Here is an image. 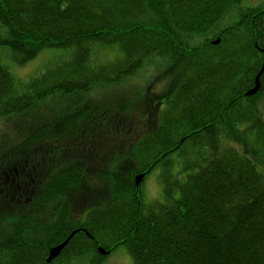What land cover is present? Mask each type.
Masks as SVG:
<instances>
[{"label":"trees","instance_id":"obj_1","mask_svg":"<svg viewBox=\"0 0 264 264\" xmlns=\"http://www.w3.org/2000/svg\"><path fill=\"white\" fill-rule=\"evenodd\" d=\"M250 2L0 0L13 64L65 51L24 81L0 63V264H47L75 229L51 264H104L97 248L120 246L133 264H264V73L245 96L264 0ZM150 69L167 84L151 79L138 117L133 93L102 94Z\"/></svg>","mask_w":264,"mask_h":264},{"label":"rangeland","instance_id":"obj_2","mask_svg":"<svg viewBox=\"0 0 264 264\" xmlns=\"http://www.w3.org/2000/svg\"><path fill=\"white\" fill-rule=\"evenodd\" d=\"M252 4L255 3H259L262 0H250ZM65 54L64 50L61 49H46L42 52H40V54H38V56L29 61L28 63H26L23 66H18L12 63V61L10 60L9 57V53L5 50H0V63L6 67H8L9 71L12 73V75L14 76V78H16L17 80L20 81H24L26 79H29L35 75H38L42 69L43 66L45 64H47L49 61L58 59L60 57H62ZM167 68L164 67L160 70H166ZM163 72H156L154 69H150L149 71L145 72L144 74H140L139 77H134L131 79L130 82L127 83H122V84H118V86H115L110 89H108L107 91H105L102 94H107L109 95V91L110 94L111 93H120V94H124L128 97V95H130L131 93H133L135 96L133 98H131L130 103L133 104L134 108V114L136 117L137 114L143 110L144 111V103H141V99L139 97V94H143V91H145L146 86L149 84V82L151 81V79L153 77L158 78V84L161 86L162 89H164L166 87L167 84V78L165 75L162 74ZM261 87V85H260ZM147 90L152 93L156 91V88L153 87H147ZM100 93H98L97 95H99ZM100 94V95H102ZM258 103V105L260 106L259 108L261 109V113L264 116V89H263V93L260 96V99L256 102ZM139 111V112H138ZM8 122L6 119H0V129H4L7 125ZM8 129L10 128L7 127ZM10 132V130L8 131ZM83 138H85L86 135H88V130H83ZM87 138V137H86ZM85 138V139H86ZM91 143H94L93 139H90ZM190 143H188L187 145H189ZM170 159H172L174 162H179V165L176 164L175 168H174V172L176 170H178L179 168H181L180 166V160L182 161V159H180V157L177 154H172L170 156ZM189 159H191L189 157ZM184 162V161H183ZM261 165H264V160L261 159ZM47 164H43L42 166H46ZM51 166H46L44 167L45 170L50 169ZM163 172L162 168H156L145 180L144 184H143V189H144V193H145V199L147 201H152L154 199H158L159 197V186H158V179H159V174ZM9 222V218L7 220L4 221V224L8 225ZM32 231V230H31ZM40 233V231H39ZM104 264H133L131 257L127 254V252L125 251L124 247L120 246L117 249L114 250V252H112L105 260Z\"/></svg>","mask_w":264,"mask_h":264},{"label":"water","instance_id":"obj_3","mask_svg":"<svg viewBox=\"0 0 264 264\" xmlns=\"http://www.w3.org/2000/svg\"><path fill=\"white\" fill-rule=\"evenodd\" d=\"M216 43H217V42H216ZM261 51H262L263 58H264V49H261ZM263 72H264V60H263V64H262V66H261L260 71L258 72V74H257L256 77H255V80H254V87H253L252 89L248 90V91L245 93V96H253V95H255V94L257 93V91H258L259 88H260V77H261V75L263 74ZM142 177H143L142 175H139V176H137V177L135 178V184H136V185L139 184V182L141 181ZM75 232H76V231L72 232V233L70 234V236H69V237H68V238H67L62 244H60V245H58V246L52 248V249L49 251V256H48V258H47V260H46L47 263H50V261H51L53 258H55V257L60 253V251L66 246V244H67L68 241L71 239V237L75 234ZM98 251H99V253H100L101 255H105V254H106V252H105L104 250H102L101 248L98 249Z\"/></svg>","mask_w":264,"mask_h":264},{"label":"flooded vegetation","instance_id":"obj_4","mask_svg":"<svg viewBox=\"0 0 264 264\" xmlns=\"http://www.w3.org/2000/svg\"><path fill=\"white\" fill-rule=\"evenodd\" d=\"M39 229H40V227H39V224H38V218L36 217L34 219V224H33L32 232H31L32 237H33L34 240H37V236H38V233H39ZM0 252H3V251H0ZM31 254H33L35 256L36 250H33ZM32 261L35 264V258L34 257H32Z\"/></svg>","mask_w":264,"mask_h":264}]
</instances>
